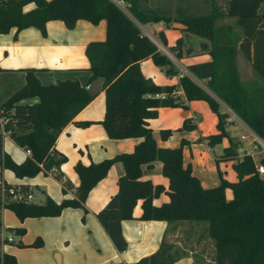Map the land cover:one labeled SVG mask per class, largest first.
I'll list each match as a JSON object with an SVG mask.
<instances>
[{
    "label": "trees",
    "instance_id": "obj_1",
    "mask_svg": "<svg viewBox=\"0 0 264 264\" xmlns=\"http://www.w3.org/2000/svg\"><path fill=\"white\" fill-rule=\"evenodd\" d=\"M205 12L167 13L140 8L138 0H129V10L140 22H179L184 30L208 41L207 61L191 63L187 69L195 76L206 78L208 88L219 97L259 138L264 139V92L250 94L239 82L234 55L236 49L246 58L258 77L264 81V0H209ZM28 3L33 5L24 9ZM230 16L240 28L241 37L234 43L227 25L214 28L216 19ZM50 19L61 20L65 27H72L76 20L92 24L104 20L106 48L99 65L89 67V73L80 82L77 78L64 77L55 82L42 83L36 69H23L24 82L10 93L0 108L8 116L3 130L12 141L22 147L27 155L15 162L5 152H0V168L9 169L16 177L33 176L37 172H49L65 160L53 144L60 129L89 102L97 91L89 92L86 86L100 78L103 91V116L100 120L109 138L140 137L130 151L118 152L96 162L83 164L76 161L73 170L77 184L72 186L62 179L60 172L53 175L61 181V190L71 189L72 195L54 201L48 195L40 203L9 200L1 203L19 220L33 216H55L64 207H78L85 212L84 199L90 188L106 173L110 164L120 161L122 173L116 179V190L105 204L95 212V217L117 250H123L125 240L120 231V220L131 217V209L140 198V219H158L167 222L205 221L202 228L195 227L198 238L210 241L212 264H264V173L256 172L254 161L248 154L236 155V142L225 130L226 112L218 109L217 101L195 84L188 76H178L177 84H156L142 74L139 62L149 57L164 67V73L172 75L176 69L168 57L156 48L149 37L142 34L130 18L111 0H0V33L14 27H36L44 33V23ZM158 37L164 43L161 32ZM174 56H181V38L177 37L169 47ZM178 85L182 95L172 93ZM163 93V97L155 94ZM36 96L34 102H19L22 98ZM203 99L216 115V131L206 135V142L213 145L225 136L228 145L221 156L234 158L231 166L235 180L222 177L214 186L203 187L191 173L188 164L183 165L181 146L156 145L146 119L154 117L161 106L185 107V101ZM86 125L89 121H75ZM190 127L183 120L180 129ZM165 138L170 129H160ZM1 137V135H0ZM236 156V157H235ZM160 161V171L167 178L168 200L158 205L151 198L163 190L160 184L140 178V165ZM264 163V155L257 158ZM7 186L12 183L4 182ZM22 191L27 185L18 183ZM231 190L225 199L224 188ZM83 214L81 215V218ZM16 234L23 232L15 227ZM39 237L29 243L41 245ZM18 245H23L17 242ZM203 249L201 246L200 250ZM183 250L178 251L164 235L157 247L127 264H170ZM194 253V264L199 262ZM196 260V261H195ZM0 264H15L14 256L3 252ZM103 264H122L119 262Z\"/></svg>",
    "mask_w": 264,
    "mask_h": 264
},
{
    "label": "crops",
    "instance_id": "obj_2",
    "mask_svg": "<svg viewBox=\"0 0 264 264\" xmlns=\"http://www.w3.org/2000/svg\"><path fill=\"white\" fill-rule=\"evenodd\" d=\"M138 4L140 8L158 10V6L150 5L148 0H138ZM32 5L28 3L24 9ZM120 9L140 32L149 37L156 48L168 57L176 69L175 74H165L163 66L154 64L147 57L139 62L144 76L150 77L154 83L160 85L177 84L179 74L188 76L193 82L197 81V76L187 69V65L210 59L208 41L190 37L179 22L164 23L161 20L140 22L130 10ZM229 18L233 17L223 16L218 19L225 23V20ZM104 26V20L92 24L78 19L72 27L67 28L61 20L50 19L44 23L43 34L33 26L18 30L11 27L8 31L0 33V103L23 84V69L25 68L36 69V75L42 83H53L64 77L77 78L82 82L89 73V67L99 65L101 62L102 53L106 48ZM238 29L240 30L239 27ZM159 32L163 34L164 43L158 37ZM177 37L181 38L180 57L174 56L169 49ZM188 45H193V47L188 49ZM246 61L248 62L247 59ZM250 69L253 71L251 66ZM254 74L258 77L255 72ZM202 79L206 82V78ZM90 84L91 82L87 85V89ZM198 86L207 93L211 91L206 84ZM176 90L182 95L178 85H176ZM36 100V96H30L22 98L19 102L30 103ZM215 100L218 103V109L227 113L224 127L232 140L236 142V155L238 156L239 148L242 149L247 141L239 139L242 132L238 125H234L231 121L235 116L248 129L250 128L222 100V102ZM219 102L223 105L222 107ZM103 109V91L98 88L93 98L60 129L53 146L65 156V160L57 168H53L50 172L39 171L33 176L21 178L14 176L7 168H0V180L12 184H26L27 191L31 194V201L36 203L42 202L45 195L54 201L71 196V189L66 188L65 192H62L61 181L53 175L55 172H60L62 179H67L72 186H75L77 178L73 164L76 161L87 164L118 152L130 151L140 139V137H107L100 123ZM185 119L190 127L180 129ZM85 120L89 121L86 125H79L75 122ZM215 123L216 115L203 99L186 100L185 107H158L156 115L146 119L156 145L181 146L182 164L189 165L191 173L203 187L216 185L220 177L228 181L236 178L231 166L234 158L221 156L222 149L228 145L227 138L223 136L213 145L206 142V135L216 131ZM160 129H170L171 132L165 138H160L158 132ZM246 147L252 152L253 157L258 156L257 151H252L249 145ZM0 152L7 153L15 162L23 160L27 155V152L15 144L7 133L0 137ZM160 166L161 163L157 159L152 160L150 166L140 165L141 179H148L151 183L160 184L163 187L162 191L151 198V203L154 205L168 200L167 178L162 175ZM122 170L120 161L110 164L104 176L88 191L84 199V213L78 207H64L55 216L24 217L19 220L8 208L0 206V221L5 227L8 229L23 228L21 234L14 232L16 238L13 237L11 241H0V256L3 252L12 254L15 264H103L111 262L127 264L154 251L160 237L164 235L171 241L175 250L177 248L178 251H184L170 264H194V253L201 255L203 251L200 250L204 242L203 236L198 238L196 228L185 221L140 219V198L135 201L131 209V217L120 220V231L126 242L124 249L117 250L114 247L96 219L95 212L115 192L116 179ZM223 192L225 199L231 197L230 188L225 187ZM180 227H183V230ZM180 233H183L185 239L180 236ZM36 237L40 238L41 245H28ZM17 242L23 245H18Z\"/></svg>",
    "mask_w": 264,
    "mask_h": 264
},
{
    "label": "rangeland",
    "instance_id": "obj_3",
    "mask_svg": "<svg viewBox=\"0 0 264 264\" xmlns=\"http://www.w3.org/2000/svg\"><path fill=\"white\" fill-rule=\"evenodd\" d=\"M148 1H149L150 5L156 4L158 6L159 11H164V12L171 13V14L205 12L210 5L209 0H158V1L148 0ZM127 9L129 10V7ZM262 9H264V2L262 4ZM158 10H156V11H158ZM225 21L226 22L224 23V22L220 21V19H216L214 22V28L216 29L217 27H219L221 25H227V28L229 29V32H230V36L234 39V43L237 42V40H239V38L241 37V33H240V30L238 29V26H236L234 24L233 18H229ZM186 32H188V31H186ZM187 35H190V37H195V39L201 38V39L207 41L205 38L196 36L190 32H188ZM192 47H193V45H191V46L188 45L187 48L190 49ZM234 61H235V65H236L237 77H238L240 84L250 94H253V95H255V97H258L259 96V92H258L259 89L262 92H264V81H261L257 76H255L254 72L250 69L248 62L246 61V59H244V57L241 55V53L237 49H236V52L234 55ZM196 78H197V81H195L194 83H197V85L206 84V82L202 78H199V77H196ZM211 92L212 91H210V93H208V94H210L214 99H217L220 102H222L221 99H219V97H217L213 92L212 93ZM219 105H220V107L223 106L221 103ZM231 122H233L234 125L237 124L239 129L241 130L242 134L245 135L244 138H239V139H242L243 141H245V140L247 141V143L245 145L244 144L243 145L245 147L247 145H249L251 147L252 151H257L256 153L258 154V156L254 157V158L257 159L259 156L264 155V150H262L261 146L258 144L257 137L256 136L253 137L248 132L249 131V130H247L248 128L245 125H243L238 119H236L235 116ZM236 137L237 136H235V138ZM261 140L264 142V139L261 138ZM238 141L240 142V140H238ZM244 146L241 149V151H245L247 149V147L245 148ZM254 156H255V153H254ZM0 206H2L1 202H0ZM182 221H185V222L189 223L190 225H193L194 228L196 227V225H199L202 228L205 226V221H203V220H199V221L182 220ZM0 225L2 227H4L6 230H11V229H8V227H5V225L2 223V221H0ZM189 228H191V227H189ZM180 229L183 230V227H180ZM187 232H188V230H187ZM180 236L183 239H185L183 233H180ZM13 237L16 238V234L14 233V231H13ZM183 239H181V240H183ZM208 241H210L211 247H213L212 246L213 243L208 236H207V240L204 238V242H202V244H201V246L203 247V249H202L203 251H201L202 254H201V256H199V259H200L199 262H203L204 264H212V262H211V258H212L211 247H210V244ZM4 242H7V241H4ZM194 259H196V257H194Z\"/></svg>",
    "mask_w": 264,
    "mask_h": 264
},
{
    "label": "built area",
    "instance_id": "obj_4",
    "mask_svg": "<svg viewBox=\"0 0 264 264\" xmlns=\"http://www.w3.org/2000/svg\"><path fill=\"white\" fill-rule=\"evenodd\" d=\"M116 6L122 8L123 10H127L129 7V0H111ZM181 75V74H179ZM87 87V86H86ZM172 93L180 95V93L175 89ZM156 96L163 97V93L155 94ZM8 116L2 111L0 108V135L6 134V131L3 130L2 126L5 121H7ZM248 132L254 137L256 136L258 139V144L261 146L262 150H264V142L259 138L255 133L250 130ZM240 138H244L243 134H240ZM240 154H248L254 161V167L257 173L263 175L264 173V163L257 162V159H254L251 151L246 149L245 151H241L239 148ZM27 152V150H26ZM53 169V167L49 170V172ZM9 200L14 201H31V194L28 191H22L21 188L16 184L5 185L3 181L0 180V202L4 203ZM13 238V231L6 230L4 227L0 225V240L1 241H11Z\"/></svg>",
    "mask_w": 264,
    "mask_h": 264
},
{
    "label": "water",
    "instance_id": "obj_5",
    "mask_svg": "<svg viewBox=\"0 0 264 264\" xmlns=\"http://www.w3.org/2000/svg\"><path fill=\"white\" fill-rule=\"evenodd\" d=\"M100 80L101 79L99 77L98 78H95L94 80H92L91 81V84H90V86L88 88V91L89 92L97 91L98 88H99V82H100Z\"/></svg>",
    "mask_w": 264,
    "mask_h": 264
}]
</instances>
